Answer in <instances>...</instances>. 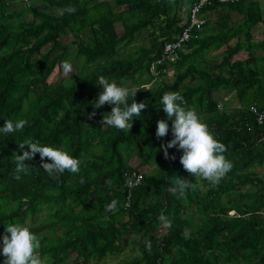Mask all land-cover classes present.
<instances>
[{"label": "trees", "instance_id": "16d2710c", "mask_svg": "<svg viewBox=\"0 0 264 264\" xmlns=\"http://www.w3.org/2000/svg\"><path fill=\"white\" fill-rule=\"evenodd\" d=\"M12 1L0 0V127L9 119L28 123L20 132H0V253L5 227L19 223L38 236L44 264H101L126 244L135 255L120 264H264V178L252 171L264 166V125L249 111L251 105L264 111V55H254L264 45L251 33L260 25L264 29L261 3L239 0L206 8L215 17L212 28L207 23L202 37L187 43L175 63L156 67L160 74L177 67L170 82L147 90L141 87L147 79L135 87V101L147 107L132 128L119 130L100 123L113 106L93 108L101 91L98 78L124 87L130 78L136 84L143 73L151 74L164 44L185 27L183 0H112L117 12L95 0H43L57 13L31 7L11 11ZM69 6L75 12L64 11ZM26 13L30 24L22 20ZM120 21L118 34L114 24ZM143 30L149 31L148 47L134 58L119 57V46L134 42ZM64 36L73 40L65 44ZM242 52L245 59L217 69L201 59L211 54L231 60ZM65 60L79 73L68 84H48ZM221 90L232 91L238 104L220 109L215 94ZM167 92H179L184 106L226 146L233 168L218 184L188 173L177 148L168 150L175 160L164 158L160 146L173 139L171 121L163 138L156 137V128L158 120H167L161 104ZM28 141L66 151L81 161L79 172L66 170L53 178L37 154L25 162L31 171L15 180V157L30 150L27 144L20 147ZM132 158L155 167L142 174L128 165ZM138 175L139 184L129 190L126 181ZM178 178L196 189L170 191ZM113 200L117 209L107 210ZM4 260L0 255V264Z\"/></svg>", "mask_w": 264, "mask_h": 264}, {"label": "clouds", "instance_id": "9594fccd", "mask_svg": "<svg viewBox=\"0 0 264 264\" xmlns=\"http://www.w3.org/2000/svg\"><path fill=\"white\" fill-rule=\"evenodd\" d=\"M64 11L69 14L75 12L72 7L66 8ZM187 13V11H186ZM61 75L65 78L71 76L74 72L73 65L65 60L59 65ZM98 87L101 89L98 99H96L94 109H99L105 104L113 106L110 113L104 114L101 120V126H111L119 130H127L132 128L134 117L141 115L147 105L144 102L137 103L134 97L137 94L135 88L119 86L116 82H110L104 76L98 78ZM131 95L132 103L128 104V97ZM162 109L167 116V120H158L156 128V137L163 138L169 133V123L171 121V133L173 139L167 144H162L160 148L163 150L165 159L175 160V156H169V149L177 148L182 151L180 163L183 168L194 177L208 181L212 185H216L219 181L231 171L233 164L229 161L224 153L226 146L214 138L209 131L208 126L202 122L194 109H188L186 101L179 92H167L162 96ZM96 112L93 111L89 115V119L94 118ZM28 121L18 119L5 120L0 132L8 135L14 132L22 131ZM27 144L29 151L23 152L22 155L15 157V168L13 178L19 181L22 173L31 171L26 165V161H32L37 154L40 156V167L48 173L49 176L57 178L66 170L76 174L80 170L81 161L73 158L66 151L49 146H42L38 142L28 141L20 144L23 148ZM45 158L51 163L44 162ZM83 183V180H81ZM126 184L132 185L133 180L128 179ZM197 185L191 181L178 178L176 187L170 188L175 192L179 189L183 194L185 190H195ZM118 201L113 200L106 206L107 210L115 211ZM160 221L170 227V221L163 215L159 217ZM146 246L150 247V241H145ZM2 255L5 260L3 264H44L39 249L41 242L37 235L31 232L30 228L19 223L9 224L5 227V234L2 237Z\"/></svg>", "mask_w": 264, "mask_h": 264}, {"label": "rangeland", "instance_id": "374dc122", "mask_svg": "<svg viewBox=\"0 0 264 264\" xmlns=\"http://www.w3.org/2000/svg\"><path fill=\"white\" fill-rule=\"evenodd\" d=\"M252 1H258L261 3L262 5V9L264 12V0H252ZM13 3L11 4V11H16L17 9L22 10L25 9L27 6L23 4V0H13ZM95 2L97 3H101V2H107L110 4L111 8L113 9L114 12H117L118 9L116 8V6L114 5V2L112 0H95ZM29 7L31 8H35L38 9L40 11H45V12H51V13H57L58 11L55 9H51L50 7H48L43 0H29ZM22 20H24L26 23H31L32 17L29 13L24 14V16L22 17ZM132 20H129V22H131ZM213 21H214V16L211 14V27L213 26ZM12 22L14 24H16L18 22L17 19L12 20ZM122 22H116L114 24V27L117 31L118 34L122 33ZM148 32L146 30L140 31L139 33H136L135 36V40L134 42L130 43V44H121L119 46V57L121 58H134L138 55L139 53V49L140 48H147L149 45V40H148ZM252 36L254 41L257 42H262L264 45V29L262 28V26H257L256 28H254L252 30ZM73 40V38L71 36H64L62 38V42L65 44H69L71 41ZM254 55L256 57H259L261 55H264V49H258L254 52ZM247 57V54L242 52L239 55L235 56L233 59L228 60L226 58H220V57H216L214 55H202L201 59H206L208 62H210L211 68L212 69H217L219 67L225 66L227 63H230L231 61L235 60V59H245ZM69 61V60H68ZM71 63V60L69 61ZM80 63V61H79ZM73 65V69L74 72L71 74V76H69L68 78H65L61 75V71L58 70V68H55L53 70V72L51 73V75L48 77L47 79V83L48 84H53L59 80L64 81V84H68L70 83L73 78L79 73H77L76 69H75V64ZM90 66H86L85 71H90ZM84 71V72H85ZM177 67H169L168 69H165V71L161 74H159V76L153 77L151 74L147 75L145 73H143L140 77V80L138 83H134L133 79L130 78L128 80L125 81L124 87H136L139 84H143L146 83L144 81H146L147 79H149V83L144 84L146 86H141V87H145V89H151V88H155L156 87V83H160L163 81L166 82H170L171 79L173 78V76L175 75V72H177ZM188 79L185 80L184 83H187ZM215 98L217 99L218 103H219V108H224L225 106L228 107H234L238 104L236 98L233 96V92L232 91H219L215 94ZM128 165L130 167H132L133 169L139 171L142 174H148L150 172L153 171V168L155 166H142L139 161L136 158H132L129 160ZM252 171L258 175L261 178H264V166H260V167H254L252 168ZM45 212H42L40 214V216H45ZM38 221V220H37ZM135 254L131 252V249L129 246H127V244L124 246V249L121 253H119L116 257L111 258V257H107V259H105L101 264H120L121 261H123L125 258H130L132 256H134Z\"/></svg>", "mask_w": 264, "mask_h": 264}, {"label": "built area", "instance_id": "2783aa9c", "mask_svg": "<svg viewBox=\"0 0 264 264\" xmlns=\"http://www.w3.org/2000/svg\"><path fill=\"white\" fill-rule=\"evenodd\" d=\"M239 0H193L186 13L185 27L177 34L173 40L164 44L160 58H158L150 67V73L153 77L159 76L157 66L171 65L179 59V54L185 51V45L193 40L200 39L203 34L204 26L209 22V11L205 9L214 4L234 3ZM23 4L29 7V0H23ZM163 72L165 71L162 70ZM250 114L253 116L257 125H264V111H260L256 105L249 107ZM140 175L133 179V184L128 185V189H133L140 182ZM129 205V196L127 197L126 207ZM264 216V213H263Z\"/></svg>", "mask_w": 264, "mask_h": 264}, {"label": "water", "instance_id": "95a60500", "mask_svg": "<svg viewBox=\"0 0 264 264\" xmlns=\"http://www.w3.org/2000/svg\"><path fill=\"white\" fill-rule=\"evenodd\" d=\"M192 2L193 0H183L181 7L182 12H186L190 8Z\"/></svg>", "mask_w": 264, "mask_h": 264}, {"label": "crops", "instance_id": "0c3cea01", "mask_svg": "<svg viewBox=\"0 0 264 264\" xmlns=\"http://www.w3.org/2000/svg\"><path fill=\"white\" fill-rule=\"evenodd\" d=\"M209 15H210V17H209V22L208 23H210L211 22V14L209 13ZM213 15V14H212ZM214 22H215V17H214Z\"/></svg>", "mask_w": 264, "mask_h": 264}]
</instances>
